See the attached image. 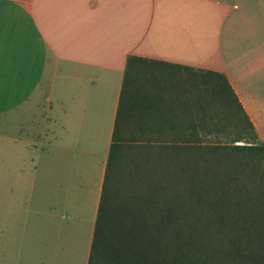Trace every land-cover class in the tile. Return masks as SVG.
<instances>
[{
    "label": "crops",
    "instance_id": "0c3cea01",
    "mask_svg": "<svg viewBox=\"0 0 264 264\" xmlns=\"http://www.w3.org/2000/svg\"><path fill=\"white\" fill-rule=\"evenodd\" d=\"M131 55L224 72L264 142V0H0V127L21 139L9 122L22 131L42 106L46 165L27 187L79 232H93Z\"/></svg>",
    "mask_w": 264,
    "mask_h": 264
},
{
    "label": "trees",
    "instance_id": "16d2710c",
    "mask_svg": "<svg viewBox=\"0 0 264 264\" xmlns=\"http://www.w3.org/2000/svg\"><path fill=\"white\" fill-rule=\"evenodd\" d=\"M86 264H264V142L224 72L128 57Z\"/></svg>",
    "mask_w": 264,
    "mask_h": 264
},
{
    "label": "rangeland",
    "instance_id": "374dc122",
    "mask_svg": "<svg viewBox=\"0 0 264 264\" xmlns=\"http://www.w3.org/2000/svg\"><path fill=\"white\" fill-rule=\"evenodd\" d=\"M41 107L32 102L22 131L9 122L6 133L21 139L7 143L0 127V264H86L90 226L79 232L69 218L59 217L57 207H49L54 199L46 190L36 187L31 195L27 187L34 166L46 165L45 143L34 136L43 126Z\"/></svg>",
    "mask_w": 264,
    "mask_h": 264
}]
</instances>
